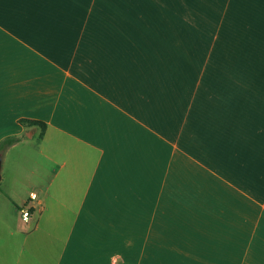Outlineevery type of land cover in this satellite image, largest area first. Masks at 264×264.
I'll use <instances>...</instances> for the list:
<instances>
[{"label": "crops", "instance_id": "crops-1", "mask_svg": "<svg viewBox=\"0 0 264 264\" xmlns=\"http://www.w3.org/2000/svg\"><path fill=\"white\" fill-rule=\"evenodd\" d=\"M10 137L0 264H264V0H0Z\"/></svg>", "mask_w": 264, "mask_h": 264}, {"label": "rangeland", "instance_id": "rangeland-1", "mask_svg": "<svg viewBox=\"0 0 264 264\" xmlns=\"http://www.w3.org/2000/svg\"><path fill=\"white\" fill-rule=\"evenodd\" d=\"M38 145V141L36 138L34 139H31V136L28 135V148L33 150L31 152V155L28 156V158L31 160V162H28V183L24 181L23 179V173L20 174L21 176V184L22 185H26L24 187V190L27 191L28 190V196L30 194V191H34L36 193H41V172L39 170V168H36L35 165H32V163L38 158V156L36 155L35 153V149ZM3 167V174H4V177H5V180H4V184L1 185V186H7L10 185L12 186V182L15 181V176H16V172L17 171H12L11 169V163L9 161V156L6 155L5 156V162H4V165L2 166ZM18 179V178H16ZM8 184V185H7ZM20 188H22L21 185H19ZM2 188V187H1ZM3 188L1 189L0 192L3 193ZM8 191H9V188H8ZM2 193H0V202H4L5 199H3V195ZM22 217L20 216V214H16L15 216H11V221H14L18 226L20 227H23V223H22ZM30 226H32L31 228H33L35 226V222L34 221H31L30 222ZM29 230V228H28ZM4 239V236L2 237L1 236V240ZM3 242V241H1ZM23 242V236L22 235H18L17 237V244L18 246L21 245V243Z\"/></svg>", "mask_w": 264, "mask_h": 264}, {"label": "trees", "instance_id": "trees-1", "mask_svg": "<svg viewBox=\"0 0 264 264\" xmlns=\"http://www.w3.org/2000/svg\"><path fill=\"white\" fill-rule=\"evenodd\" d=\"M22 124L28 126V127H38L40 129V135H39V138L42 139L43 138V135L45 133V130H46V124L43 123V122H38V121H31V120H22L21 121ZM19 138L17 137H10V138H7L5 140H3L1 143H0V152L6 150L7 148L13 146L14 144H16L17 142H19ZM1 191V189H0ZM31 213H33V210L31 209Z\"/></svg>", "mask_w": 264, "mask_h": 264}, {"label": "built area", "instance_id": "built-area-1", "mask_svg": "<svg viewBox=\"0 0 264 264\" xmlns=\"http://www.w3.org/2000/svg\"><path fill=\"white\" fill-rule=\"evenodd\" d=\"M30 198L31 200H36L37 195L34 193H31ZM31 216H32L31 208L26 207L24 208V210H22V217L25 221L29 220Z\"/></svg>", "mask_w": 264, "mask_h": 264}, {"label": "water", "instance_id": "water-1", "mask_svg": "<svg viewBox=\"0 0 264 264\" xmlns=\"http://www.w3.org/2000/svg\"><path fill=\"white\" fill-rule=\"evenodd\" d=\"M2 156H0V182H1Z\"/></svg>", "mask_w": 264, "mask_h": 264}]
</instances>
